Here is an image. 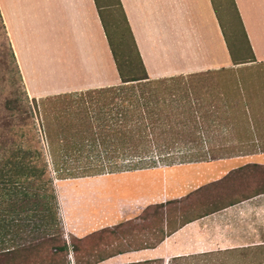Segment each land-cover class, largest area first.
Masks as SVG:
<instances>
[{
    "label": "crops",
    "instance_id": "crops-1",
    "mask_svg": "<svg viewBox=\"0 0 264 264\" xmlns=\"http://www.w3.org/2000/svg\"><path fill=\"white\" fill-rule=\"evenodd\" d=\"M120 1L150 79L191 86L160 97L157 145L203 158L67 178L72 264L264 258V0H234L241 63L214 0ZM0 15L29 97L122 83L97 0H0Z\"/></svg>",
    "mask_w": 264,
    "mask_h": 264
},
{
    "label": "trees",
    "instance_id": "trees-1",
    "mask_svg": "<svg viewBox=\"0 0 264 264\" xmlns=\"http://www.w3.org/2000/svg\"><path fill=\"white\" fill-rule=\"evenodd\" d=\"M116 1L136 52L137 67H134L129 55L118 54L108 37L121 84L32 98L36 112L40 111L47 117L50 112H58L59 126L54 131L46 123L45 132L51 163L61 179L150 168L159 162L173 164L177 160L203 158L197 155L200 152L176 156L171 154V150L160 149L157 145L159 136L154 135V131L160 118L155 107L160 105V97L174 96L176 93H173L168 80L150 79L121 1ZM231 1L249 50L253 53L235 1ZM97 5L104 23L103 10L110 4L103 5L101 0H97ZM0 19L3 24L1 15ZM222 27L233 61H250V58L232 49L223 23ZM12 56L16 63L13 51ZM47 175L49 161L42 152L22 146L0 149L1 251H11L14 245L18 247L23 244L18 239L33 246L58 239L63 226L57 194L55 189L50 188L51 178L45 179ZM7 243H11V246L5 247ZM57 249L67 252L68 246L63 243Z\"/></svg>",
    "mask_w": 264,
    "mask_h": 264
},
{
    "label": "rangeland",
    "instance_id": "rangeland-1",
    "mask_svg": "<svg viewBox=\"0 0 264 264\" xmlns=\"http://www.w3.org/2000/svg\"><path fill=\"white\" fill-rule=\"evenodd\" d=\"M214 1L220 19L227 31L232 49L236 53L239 52V54L249 58L251 51L243 35L232 1ZM105 3L110 4V7H105L103 10L104 27L106 34L108 33L107 37H110L118 54L129 55L134 67H137L136 52L132 45L123 13L116 0H101V4L104 5ZM187 82L192 83L191 80ZM181 83L180 80L171 82L173 93L191 94V86H183ZM57 113L50 112L47 117L34 109L32 98L28 96L21 81L20 73L12 56L9 40L0 19V149L6 150L7 148L22 146L43 153L49 161V176L47 175L45 179L51 178L52 180L50 188L55 189L57 194L59 217L63 226L58 239L48 244L33 246L25 243L24 240L18 239L23 244L18 247L14 245L13 247L15 248L13 249L12 247L11 251L0 250V264H72L73 253L68 251L61 252L57 249V246L63 243H66L68 247H72V242H74L73 239L67 238L68 236L64 230L63 200L60 199L62 186L68 179L59 178L54 170L48 153L49 145L45 132L46 123L50 124L53 130L54 128L56 129V126H59L60 122L56 117ZM171 136L167 134L165 137ZM171 154L189 156V153L178 150L171 151ZM10 244L7 243L5 247L11 246ZM77 259L80 260V258ZM202 259L195 260L193 264H264V258Z\"/></svg>",
    "mask_w": 264,
    "mask_h": 264
}]
</instances>
